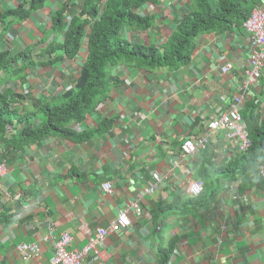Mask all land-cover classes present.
I'll use <instances>...</instances> for the list:
<instances>
[{
	"label": "crops",
	"instance_id": "crops-1",
	"mask_svg": "<svg viewBox=\"0 0 264 264\" xmlns=\"http://www.w3.org/2000/svg\"><path fill=\"white\" fill-rule=\"evenodd\" d=\"M21 2L0 0V10ZM83 2L44 0L0 40V50L8 49L11 56L31 50L27 56L31 65L2 74L0 82L2 91L20 95L12 103L19 112L34 110L61 94L78 77L86 57L84 43L72 58L40 51L50 42H63L64 34L52 29L58 9L69 3L73 12L69 7L64 11L69 21L80 13ZM190 2L148 3L139 12L150 16V27L125 29L122 35L141 44L164 43ZM256 5L264 6V0ZM250 50L242 26H232L199 35L189 61L178 67L148 69L132 63L112 67L96 106L71 125L75 131L90 132L85 140L49 135L19 146L11 138L23 124L6 127L0 139V162L6 167L0 179V264L49 262L62 232L72 236L70 247L82 248L89 234L107 227L134 200L141 211L129 209L128 228L107 235L86 255L85 264H159L164 250L167 264H264V180L252 179L249 186H243L238 176L228 180L211 206L186 216L157 211L159 205L185 200L186 181L200 179L204 167L211 170L213 164L240 156L223 130L211 133L206 149L195 155H183L180 145L185 132L203 133L211 117L228 108L246 78ZM225 63L230 68L223 72ZM251 101L261 120L264 71L250 86L240 111ZM40 121L33 119L35 124ZM259 157H264V148ZM153 172L161 177L158 189L142 195L140 191L154 181ZM106 181L112 185L110 193L100 188ZM80 223L87 225L88 235L79 231ZM20 242L40 245L39 257L23 259L16 250Z\"/></svg>",
	"mask_w": 264,
	"mask_h": 264
},
{
	"label": "trees",
	"instance_id": "trees-1",
	"mask_svg": "<svg viewBox=\"0 0 264 264\" xmlns=\"http://www.w3.org/2000/svg\"><path fill=\"white\" fill-rule=\"evenodd\" d=\"M43 1L23 0L17 7L0 10V40L15 21L30 16L42 6ZM190 1V9L180 15L167 40L159 45L132 42L122 35L125 29H148L151 24L150 16L139 12V9L157 0H84L80 13L73 14L69 21L65 19L64 14L69 3L62 5L52 18V29L64 34L63 42H50L40 53L51 55L61 52L65 57L72 58L84 43L86 57L80 66L79 75L61 94L40 102L34 110L25 112H19L12 105L19 94L0 89V139H4L6 127L13 125V122L23 124L17 129V134L13 138L10 137L12 142L18 143L19 146L49 135L78 141L89 138L90 132L75 131L71 125L81 121L96 106L112 67L121 63H132L139 67L155 69L185 64L190 59L194 41L199 35L231 29L232 26L239 29L259 0ZM68 9L69 13L73 12L72 7ZM30 51L27 49L11 56L8 49L0 50V82L4 81L2 74L21 72L31 65L32 58L27 57ZM59 56L62 58V55ZM46 61L52 62L51 58ZM240 113L246 122L250 140L247 151L239 153L240 156L235 159L222 161L219 166L213 164L211 170L204 167L198 179L203 183L200 195L187 197L185 200L176 199L166 206L159 205L158 212L168 210L167 215L171 213L186 216L211 206L224 182L238 177L243 186H249L253 182L256 166L264 161V157H259L264 148V116L260 120L261 114L254 101L244 103ZM38 117L42 118V121L35 124L33 119ZM99 131L100 126L94 132ZM220 177L222 181H219ZM164 251H160L162 253L159 255V264L168 262Z\"/></svg>",
	"mask_w": 264,
	"mask_h": 264
},
{
	"label": "built area",
	"instance_id": "built-area-1",
	"mask_svg": "<svg viewBox=\"0 0 264 264\" xmlns=\"http://www.w3.org/2000/svg\"><path fill=\"white\" fill-rule=\"evenodd\" d=\"M242 28L247 34L250 44V54L248 65L244 68L246 78L239 82L233 101L228 108L220 111L217 115L211 117L206 123L205 131L198 135H192L185 132L181 140L180 149L185 156L197 154L201 149H205L210 140V134L223 130L225 139L231 146H236L238 153H245L250 145L246 123L240 113V105L249 94L250 86L256 83V80L264 71V6L256 5L252 8L249 15L242 23ZM229 64L222 66L223 72L227 71ZM257 176L264 177V161L258 165ZM6 174L4 161L0 162V179ZM154 181L151 185L143 188L142 195L153 193L158 189L161 177L158 173H152ZM1 188V184H0ZM102 191L110 193L112 185L106 181L100 184ZM203 191V183L197 179H188L184 186V195L186 197H197ZM129 209L135 213L141 211L137 200L129 201L128 205L119 210L117 218L107 227H97L93 234H89V229L85 223H80L78 229L88 235V240L82 248L76 249L70 247L72 236L67 232H62L54 242V253L47 263L38 262L37 264H85L84 260L90 251H94L98 243L102 242L107 235L119 232L128 228L130 224ZM47 238V237H46ZM18 254L23 259L29 257L38 258L40 255V245L36 243L20 242L16 245Z\"/></svg>",
	"mask_w": 264,
	"mask_h": 264
},
{
	"label": "clouds",
	"instance_id": "clouds-1",
	"mask_svg": "<svg viewBox=\"0 0 264 264\" xmlns=\"http://www.w3.org/2000/svg\"><path fill=\"white\" fill-rule=\"evenodd\" d=\"M254 6H256V5H254ZM254 6H253V7H254ZM251 10H252V9H251ZM250 12H251V11H250ZM242 23H243V22H242ZM242 23H241V26H242ZM241 26H240V27H241ZM226 64H229V63H225L224 65H226ZM224 65H223V66H224ZM221 68H222V67H221ZM229 68H230V64H229ZM229 68H228V70H229ZM260 77H262V73H261V76H260ZM260 77H259V78H260ZM259 78H258V79H259ZM258 79H257V80H258ZM257 80H256V81H257ZM261 163H262V162H261ZM261 163H259V164H261ZM259 164H258V165H259ZM258 165L256 166L255 171H254V172H256V174L253 175V177H252V179H254L255 181H261V180H264V177L257 176V171H258L257 168H258Z\"/></svg>",
	"mask_w": 264,
	"mask_h": 264
}]
</instances>
